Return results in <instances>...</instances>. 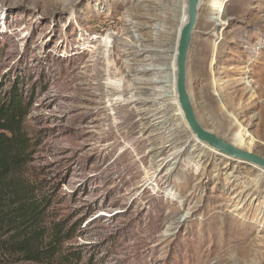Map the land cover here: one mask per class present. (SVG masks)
Instances as JSON below:
<instances>
[{"label":"rangeland","instance_id":"374dc122","mask_svg":"<svg viewBox=\"0 0 264 264\" xmlns=\"http://www.w3.org/2000/svg\"><path fill=\"white\" fill-rule=\"evenodd\" d=\"M141 1L0 0V94L19 85L30 103L24 177L50 196L45 224L74 228L62 244L73 264H264L259 167L182 147L187 136L163 125L166 113L151 117L169 102L157 94L169 90L158 82L171 75L173 42L148 28L170 26V12ZM211 2L216 16L204 28ZM139 5L158 20L140 31L144 19L130 14ZM194 30L187 90L195 115L264 158V0H201ZM105 49L110 64L119 60L115 76L132 94L146 92V103L104 89L114 73ZM250 190L254 198L243 200ZM0 264L41 263L2 247Z\"/></svg>","mask_w":264,"mask_h":264},{"label":"trees","instance_id":"16d2710c","mask_svg":"<svg viewBox=\"0 0 264 264\" xmlns=\"http://www.w3.org/2000/svg\"><path fill=\"white\" fill-rule=\"evenodd\" d=\"M9 94H0V249L34 263L73 264L77 258L64 254L62 244L72 238L74 228L45 224L50 196H38L42 186L24 177L31 140L23 124L30 103L22 98L19 85ZM77 225L80 228L82 220Z\"/></svg>","mask_w":264,"mask_h":264},{"label":"bare ground","instance_id":"6f19581e","mask_svg":"<svg viewBox=\"0 0 264 264\" xmlns=\"http://www.w3.org/2000/svg\"><path fill=\"white\" fill-rule=\"evenodd\" d=\"M142 1H149L153 4H155L154 6L158 7V9H161V10H164L166 12H170V14H168L166 17H164V20L166 22H171V24H173L174 28H171V24L170 26H163L164 29H161L162 26H160L159 24H157L156 22L153 23L151 26H149L148 28H151L153 29L154 32L158 33V36L161 37L163 36V39L164 42H168L169 40H171V42H173V45L171 47V50L169 51L171 53L169 59H167L168 61V65L170 66V70H171V75L169 77V79H161L159 80L158 84L161 85L160 89L162 90L164 87H168L169 90L167 92H160L159 94H157L158 96L159 95H165L163 98H167L168 99V103L167 105L165 106V108L163 109V111H158L154 112V110L152 112H154V115L152 114L151 117L154 118V117H157V115L161 114V113H166V115H164L166 117V120L165 122L163 121V125L167 124V123H171L172 126L174 127V131L175 133L177 134H186V138L184 139V141L181 142V145L182 147H188V148H195L197 150H200L202 156L208 152L209 154L211 155H215V156H220L222 158H224V160L228 161V160H231L232 158L231 157H228L226 155H223L221 154L220 152H218L217 150H215L214 148L210 147L207 143L205 142H202L200 140L197 139V137L195 136V134L190 130V128L187 126L185 120H184V116H183V113L181 112V109L179 107V104H178V101H177V93H176V89H175V80H176V55H177V44H178V40H179V34H180V31L182 29V27L185 25L186 21H187V0H142ZM141 1V2H142ZM201 5V0H199V3H198V10H199V6ZM213 2H211L209 5H208V13L206 14V17H208V21L207 23L203 26L204 28H209L212 20L215 18L216 15H214L210 10L213 8ZM137 9H135V11L131 12V16L133 19L135 20H139V19H144L143 21L144 22H137L135 23L136 25V28L138 29V31L146 28L145 27V24L146 22L148 21H156L157 18L156 16L152 15L149 13V7L148 6H137L136 7ZM153 9L150 7V10ZM218 16H221L220 14ZM158 21V20H157ZM177 22V23H175ZM159 23V22H158ZM177 24V25H176ZM135 28V29H136ZM195 31V30H194ZM142 36V35H140ZM139 39H141L142 41H147V40H144L143 37L140 38L138 37ZM107 39V38H106ZM163 42V43H164ZM165 44V43H164ZM107 45L106 43H104V46ZM151 49H150V46L149 45H146V44H143L140 46V51L143 52V53H146V52H149ZM115 49H113L112 51V55L111 57H115ZM107 49H105L104 51V59L106 60L107 62V71L109 69V67H112L113 68V72L114 73H110L108 75H106V81H107V84H105L104 86V89L108 91V89H110V93L111 92H114V93H117V97H122V93H131L132 90H131V86L130 85H124L123 82L124 80L121 78V77H118V76H115V72L117 70V64H119V60H116L114 59L113 61H111V64H110V61H109V56L107 55ZM204 54V53H203ZM96 65L98 64V61H96L95 63ZM111 65V66H110ZM111 69V68H110ZM108 73V72H107ZM167 85V86H166ZM157 86V85H156ZM156 88V87H155ZM133 89V88H132ZM118 90H121V94H119ZM140 90V89H139ZM150 90V89H149ZM106 91H103L106 95V97H108V93ZM128 91V92H127ZM145 91V90H144ZM148 91V90H147ZM152 91H153V88H152ZM155 92V91H154ZM157 92V91H156ZM113 93V94H114ZM136 93V92H135ZM142 93V92H141ZM146 92H144L143 94H130L129 96V101H140L141 103H146L149 99L148 95H145ZM156 94V93H155ZM104 95V96H105ZM151 95V94H150ZM261 96L264 97V89H262V92H261ZM152 101V100H151ZM154 103V101H153ZM155 105V104H154ZM153 105V106H154ZM157 105V104H156ZM262 106V105H261ZM260 106V107H261ZM155 107V106H154ZM174 109L175 111V114L173 115H169V110H172ZM157 111V110H156ZM168 112V113H167ZM140 114H142L141 112H139ZM133 114V112H132ZM261 114V113H260ZM164 116L162 117H159V118H164ZM263 116V115H262ZM261 116V119H260V124L261 125H264V119L263 117ZM158 118V117H157ZM153 119L152 121H149L148 119L146 120L145 124H143L144 126H149L148 128L152 127L150 126L151 122L155 123L156 120L158 119ZM197 118V116H196ZM235 118V116H234ZM143 118H141L142 120ZM160 120V119H159ZM158 120V121H159ZM199 124L205 128L202 123H201V119L199 120L197 118ZM160 122V121H159ZM169 126V125H168ZM230 126L233 127L236 126V124L234 123L233 125L230 124ZM146 128V127H145ZM147 129V128H146ZM206 130V128H205ZM207 131L208 132H211L212 131L210 129L207 128ZM171 134V133H170ZM174 134V133H173ZM172 134V135H173ZM175 136V135H173ZM172 137V136H171ZM177 137V136H176ZM177 141V140H175ZM181 141V140H180ZM233 141L239 143L240 142V139L239 137L236 135L234 138H233ZM171 142V141H170ZM174 142V141H173ZM172 142V143H173ZM168 144V143H167ZM171 144V143H170ZM169 144V145H170ZM175 144V143H174ZM168 145V146H169ZM172 145V144H171ZM171 147V146H170ZM157 149V148H156ZM155 149V150H156ZM186 149V148H185ZM239 149V148H238ZM153 150V149H152ZM155 155V154H154ZM258 171L260 172V175L262 176V178H264V169L262 168H258ZM255 196V192L253 190H250L249 192H246V195L243 196V200H248L250 198H254Z\"/></svg>","mask_w":264,"mask_h":264},{"label":"water","instance_id":"95a60500","mask_svg":"<svg viewBox=\"0 0 264 264\" xmlns=\"http://www.w3.org/2000/svg\"><path fill=\"white\" fill-rule=\"evenodd\" d=\"M199 0H187V21L182 27L177 44L175 89L184 120L198 140L207 143L218 152L246 164L264 169V158L238 149L215 134L205 130L198 122L187 90V55L197 22Z\"/></svg>","mask_w":264,"mask_h":264}]
</instances>
